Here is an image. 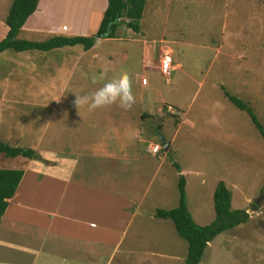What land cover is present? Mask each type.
I'll use <instances>...</instances> for the list:
<instances>
[{"label":"rangeland","instance_id":"obj_1","mask_svg":"<svg viewBox=\"0 0 264 264\" xmlns=\"http://www.w3.org/2000/svg\"><path fill=\"white\" fill-rule=\"evenodd\" d=\"M13 1L0 0L1 23L5 24ZM105 6L106 0H39L36 11L26 21L27 27L39 29L36 34H30L34 42L66 36L62 30L68 26L73 34H84L97 23L95 33L89 36L98 37ZM139 26L137 34L121 24L114 38H96L95 46L86 52L80 45L49 55L35 51L38 59L31 68L27 64L17 67L0 57V99L3 93L10 106L18 108L13 102L32 105L39 99L36 94L41 90L51 93L63 86L64 91L54 109L27 112L25 118H21V111L4 112L0 115L1 128L7 134L13 126L15 131H20L29 123L34 126L43 123L59 127L62 138L65 128L67 137L84 135L86 144L102 140L101 149L116 151L118 148L117 154H123L122 150L131 154L135 153L136 141L123 137L126 129L121 126L126 124L125 115L132 117L137 110L156 112L160 106V114L151 116L150 130L146 123L143 128H147L154 144L160 146V136L174 138L173 143L170 151L164 152L166 162L149 188H146L148 173L142 174L136 191L139 200L146 191L141 212L130 224L122 247L111 263H185L186 241L178 236L171 220L157 219L152 214L156 209L171 210L178 205L180 174L172 166L175 163L183 172L186 205L195 224L207 226L214 221L212 197L219 181L231 193V208L246 211L249 217L245 223L216 237L199 264H264V142L250 116L237 109L211 81L213 76L217 77L221 81L217 83L224 84L230 96L247 104L264 128V0H146ZM25 36V32L18 33L17 38ZM183 41L187 45L178 47ZM146 47L149 56L144 58ZM166 55L174 63L177 60L182 63L181 69L171 73L168 79L159 70ZM76 57L81 61L73 65L69 78L63 79V75L56 78L58 63L66 58L67 69L70 60L75 61ZM142 57L145 60L141 63ZM32 70L34 73L28 79L26 75ZM200 71L206 75H200ZM122 72H127L132 80L136 102L131 110L111 105L98 109L101 118L96 120L95 117L88 119L87 106L76 108V95H87ZM197 76L206 77L203 89L197 87ZM143 78L148 81L144 88L140 85ZM180 118L182 123L178 124ZM158 126L162 127L161 131L156 130ZM175 126L180 127L177 133ZM113 131L118 136H112ZM13 141L10 146L33 150L25 140L15 136L8 142ZM124 142L127 149L121 147ZM93 145L97 144L89 146ZM141 147L140 152H145V144ZM55 148L61 150V147ZM77 148L84 149L80 145ZM158 154L162 156V150ZM29 160L0 155V169L20 170L24 166L21 163ZM130 249L133 254L127 256L125 250ZM147 250L153 252L151 258L137 257Z\"/></svg>","mask_w":264,"mask_h":264},{"label":"crops","instance_id":"obj_2","mask_svg":"<svg viewBox=\"0 0 264 264\" xmlns=\"http://www.w3.org/2000/svg\"><path fill=\"white\" fill-rule=\"evenodd\" d=\"M104 11L105 9L103 15ZM97 26L98 23L93 30H88L84 34H73L71 26L66 27L65 31L62 30V27H58V29L65 32V37L78 35H88L82 37H89L95 33ZM37 30L39 29L36 26L27 27L26 22L19 33L25 32L27 37L19 39L34 42L35 40L31 38L30 34H36ZM7 31V26L0 22V32L4 35L0 40L5 38ZM184 44L183 41L182 44H178V47L183 48L187 45ZM64 48L68 47L43 53L49 55L51 52ZM143 52L144 58L149 56L147 47L143 48ZM44 56H39V58ZM66 56L67 54H64V57ZM0 57L17 67H24L27 64L28 68L35 66L38 59L35 51L18 53L5 51L0 54ZM143 57L141 63L145 60ZM171 59L170 75L182 67L181 62L177 60L174 63L172 57ZM66 60L65 58L58 63V72L54 73V75L58 74L56 78L63 75V79H68L69 74H72L73 65L74 67L78 65L81 58L76 57L75 61L70 60L67 69L65 64L68 60ZM68 70H70L69 73ZM189 72L191 71L189 70ZM33 73V70L29 71L26 75L27 78L29 79V75H33ZM208 74L209 72L207 78ZM200 75H206V73L202 74L200 71ZM187 77L189 78V75ZM168 78L166 77V79ZM205 79V76H197L195 79L199 89L205 87L203 84ZM211 81L219 86L224 95V84L217 83L221 81L214 76ZM147 86L148 81L142 87ZM36 95L39 99L32 105L25 102L19 104L13 102L12 104L18 105L16 108L9 105L2 93L0 115L4 112L10 114L21 111V118H25L27 112L34 114V112L40 113L44 109L46 111L48 107L54 109L58 101L64 96L63 86L54 88L51 93L49 90H41ZM159 112H161L160 106L157 107L156 112L142 113V110H137L132 117L130 114L125 115L124 122L127 125L124 123V126L121 127L123 130L126 129L127 134H123V137L125 139L126 137L132 138L136 141L135 153L131 154L124 150H122L123 154L121 152L117 154L118 148L116 151L101 149L104 146L102 140L95 139L86 144L87 139L84 135L74 137L72 134L67 137L65 128L63 129L65 137L62 138L59 135V127H51L43 123L36 126L29 123L28 127L26 125L20 131H15L13 126L5 134L1 128L3 118L0 116V140L10 146L15 142L9 143L8 141L13 140L16 136L22 141L25 140V143H30L29 145L36 152L35 159L21 163L24 165L20 169L23 172L22 179L14 196L7 201L8 206L0 220V264H112L114 255L119 252L128 234L130 224L141 212L146 191L141 193L140 200L136 197V191L139 182L142 181V174L148 173L146 188H149L150 183L153 182L165 164V154L160 156L151 152L156 143H153V137L147 133V128H143L145 123L149 124L151 116L153 114L158 116ZM181 113L186 114L183 111ZM87 115L88 119L95 117L97 120L98 117L101 118L99 110L90 111L87 108ZM180 123H182L181 118L178 124ZM179 129V126H175L176 133ZM148 130H150L149 125ZM117 133L113 131L112 136L116 137ZM26 137H30L31 140H27L29 138ZM164 139L169 143L168 148L171 147L174 138ZM92 143L97 145L89 146ZM117 143L120 144L121 142L117 140ZM137 144H139L138 148ZM142 144H145V152L147 151L148 154L151 153L152 155L147 156L145 152H140ZM78 145L84 149L80 150L77 148ZM122 146L127 149L125 142ZM129 146L131 147V145ZM55 147H61V150ZM27 164L30 167H27ZM156 210L154 213L152 212L154 216ZM132 252L131 249L125 250L127 256L133 254ZM152 255L153 252L147 250L137 257L151 258Z\"/></svg>","mask_w":264,"mask_h":264},{"label":"trees","instance_id":"obj_3","mask_svg":"<svg viewBox=\"0 0 264 264\" xmlns=\"http://www.w3.org/2000/svg\"><path fill=\"white\" fill-rule=\"evenodd\" d=\"M37 4L38 0L13 1L5 20L8 31L5 38L0 40V54L5 51L16 53L27 51L47 52L53 49L78 45L82 46L84 51H89L95 45L96 38H114L117 28L121 24H125L133 32L139 33V22L144 14L146 0H107L104 15L97 31L98 37L95 35L89 37L54 36L44 42H32L17 38L18 33L28 18L36 11ZM223 91L224 95L237 109L246 112L250 116L252 123L264 142V128L257 121L252 110L244 102L230 96L224 89ZM156 130L161 131V127L158 126ZM159 147L162 150V154L171 149L169 147L164 151L162 144ZM0 155L5 158L22 157L30 160L36 158L34 150L9 146L1 140ZM165 159L164 163L166 162ZM172 166L180 174L177 185L179 195L178 205L171 210L157 209L155 217L162 220H171L178 236L186 241L187 254L184 264H199L208 245L216 237L245 223L249 217L246 211L233 210L231 208V193L225 183L219 181L215 186L212 197L215 219L210 225L198 226L192 220L187 209L185 180L183 175H181L182 170L175 163H172ZM22 176L23 172L21 170L0 169V220L8 206L7 201L14 196Z\"/></svg>","mask_w":264,"mask_h":264},{"label":"clouds","instance_id":"obj_4","mask_svg":"<svg viewBox=\"0 0 264 264\" xmlns=\"http://www.w3.org/2000/svg\"><path fill=\"white\" fill-rule=\"evenodd\" d=\"M96 82L97 79L93 77V83ZM135 102L131 77L127 72H122L118 77L104 83L102 87L97 88L95 91L84 96L76 95L74 105L78 110L83 106H87L90 111L116 105L121 110L129 111ZM168 112L172 113L169 109Z\"/></svg>","mask_w":264,"mask_h":264},{"label":"built area","instance_id":"obj_5","mask_svg":"<svg viewBox=\"0 0 264 264\" xmlns=\"http://www.w3.org/2000/svg\"><path fill=\"white\" fill-rule=\"evenodd\" d=\"M171 57L169 56H164L163 59L161 60V64L159 66V70H160V73L163 75V76H166L168 77L170 75V72H171ZM146 79L143 78L141 80V85L144 86L146 85ZM169 111H170V108H169ZM160 150V147L158 145L154 146L152 149H151V152L153 154H157Z\"/></svg>","mask_w":264,"mask_h":264},{"label":"water","instance_id":"obj_6","mask_svg":"<svg viewBox=\"0 0 264 264\" xmlns=\"http://www.w3.org/2000/svg\"><path fill=\"white\" fill-rule=\"evenodd\" d=\"M160 143L162 144V148L166 151L168 149L169 143H167L162 136H160Z\"/></svg>","mask_w":264,"mask_h":264}]
</instances>
